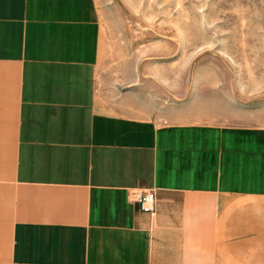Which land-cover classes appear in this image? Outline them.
I'll use <instances>...</instances> for the list:
<instances>
[{"label":"crops","instance_id":"obj_1","mask_svg":"<svg viewBox=\"0 0 264 264\" xmlns=\"http://www.w3.org/2000/svg\"><path fill=\"white\" fill-rule=\"evenodd\" d=\"M105 51L97 0H0V264H264V126L103 86Z\"/></svg>","mask_w":264,"mask_h":264},{"label":"rangeland","instance_id":"obj_2","mask_svg":"<svg viewBox=\"0 0 264 264\" xmlns=\"http://www.w3.org/2000/svg\"><path fill=\"white\" fill-rule=\"evenodd\" d=\"M103 86L184 120L264 126V0H97Z\"/></svg>","mask_w":264,"mask_h":264},{"label":"built area","instance_id":"obj_3","mask_svg":"<svg viewBox=\"0 0 264 264\" xmlns=\"http://www.w3.org/2000/svg\"><path fill=\"white\" fill-rule=\"evenodd\" d=\"M141 211L154 214L157 211L158 196L155 190L142 192L137 198Z\"/></svg>","mask_w":264,"mask_h":264}]
</instances>
